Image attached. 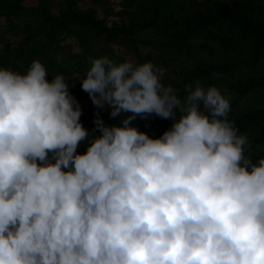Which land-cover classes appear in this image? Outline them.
Returning a JSON list of instances; mask_svg holds the SVG:
<instances>
[{"label": "clouds", "instance_id": "9594fccd", "mask_svg": "<svg viewBox=\"0 0 264 264\" xmlns=\"http://www.w3.org/2000/svg\"><path fill=\"white\" fill-rule=\"evenodd\" d=\"M163 72L90 58L81 89L119 118L97 112L96 134L65 76L0 67V264H264V156L230 97L196 83L180 99ZM151 114L170 120L159 136L130 123Z\"/></svg>", "mask_w": 264, "mask_h": 264}, {"label": "trees", "instance_id": "16d2710c", "mask_svg": "<svg viewBox=\"0 0 264 264\" xmlns=\"http://www.w3.org/2000/svg\"><path fill=\"white\" fill-rule=\"evenodd\" d=\"M102 10L109 7V0H92ZM120 17L111 26L100 24L90 17L92 10L76 12L75 0H66L60 14L54 16L41 3L33 8L24 7L18 0H0V14L10 18L18 11L35 14V26L17 46L0 54V67L23 72L33 59H38L51 79L56 74L65 76L70 94L78 100L82 92H74L68 76L69 66L57 63L47 52L59 47V35H72L85 51L90 52L93 39L105 35L106 41L123 48H130L133 62L151 61L164 69L161 82L171 85L183 99L187 89L199 83L203 87L226 85L222 94L230 97L228 119L238 134H245L249 141L247 155L255 161L264 156V104L251 99L241 102L246 94L257 90L264 100V0H120ZM12 34L24 29L7 25ZM43 31L44 38L37 39ZM43 34V33H42ZM139 45H154V51L140 50ZM93 57L105 55L122 61L125 55L112 49L90 53ZM86 58L75 64V71L84 72ZM87 62V61H86ZM183 73L182 75H179ZM105 124L118 121L111 117L108 108L90 107L85 116L79 117L81 125L96 129L95 114ZM127 115V113H125ZM147 134L159 136L169 127L170 120L154 114L143 119L136 117L130 123ZM155 128V129H154ZM88 130V129H87ZM84 150L81 143L77 152Z\"/></svg>", "mask_w": 264, "mask_h": 264}, {"label": "rangeland", "instance_id": "374dc122", "mask_svg": "<svg viewBox=\"0 0 264 264\" xmlns=\"http://www.w3.org/2000/svg\"><path fill=\"white\" fill-rule=\"evenodd\" d=\"M20 4L24 7L33 8L37 6L38 3H41L43 7L53 14L54 16L60 14L65 6L66 0H18ZM120 0H109V7L107 9L102 10L99 6L95 5L92 0H75L76 4L73 6L76 12H81L83 15H90L89 12L86 14L84 12H87L89 10H92L93 15H90L92 19L95 21H98L100 24H105L106 26H111L115 21H118L120 14L119 11L121 10V5L119 3ZM35 14H24L23 10L18 11L15 15L11 16L10 18H6V16H3L0 14V54H4L7 50H11L15 48L21 40L27 35L28 29H31V27L35 26L34 23ZM8 23L13 24L19 28L24 29V31H19L20 33L12 34L11 30L8 29L7 25ZM43 33V34H42ZM59 47L55 49L54 46H52L48 52V56H52L53 60L57 63H63L64 65L67 64L69 66V69H71V73L68 76L69 82L72 85L73 91L76 92H82L83 96L80 97L78 100V103L81 108V116H85L88 112L90 107L94 106L90 100V97L87 92L83 91L81 89L80 83L77 79L82 78L83 75L86 72V69L89 66V60L93 56L90 53H96L98 51L106 50V49H112L115 53H122L125 55V58L130 59L131 61H134V54L130 52V48H123L120 46H116V44L112 42L106 41L105 35H99L95 39H93V44L90 48V52H87L84 50L83 47L78 44L77 39L72 35H59ZM44 38V32L41 31L37 35V39L42 40ZM140 50L146 51H154V45H139ZM84 57L86 58V67L84 72H77L75 71V64L79 60H84ZM183 73H180L179 75H182ZM191 87H194L192 85ZM221 93L226 91V85H221L217 87ZM187 92V91H186ZM246 102L251 99H256L258 103L262 101L264 104V100L262 99V96H260L257 92V90H252L249 92V94H246L241 102H244L245 99ZM244 102L243 104H245ZM104 108H108L107 105L104 106ZM149 122H145L146 129L144 132L147 134L149 131V127L147 126ZM88 130L94 131V129H91L87 127ZM155 129V128H154Z\"/></svg>", "mask_w": 264, "mask_h": 264}]
</instances>
